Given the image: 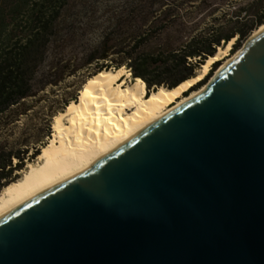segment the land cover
Instances as JSON below:
<instances>
[{
    "label": "water",
    "instance_id": "95a60500",
    "mask_svg": "<svg viewBox=\"0 0 264 264\" xmlns=\"http://www.w3.org/2000/svg\"><path fill=\"white\" fill-rule=\"evenodd\" d=\"M0 264H264V33L199 99L1 217Z\"/></svg>",
    "mask_w": 264,
    "mask_h": 264
},
{
    "label": "trees",
    "instance_id": "16d2710c",
    "mask_svg": "<svg viewBox=\"0 0 264 264\" xmlns=\"http://www.w3.org/2000/svg\"><path fill=\"white\" fill-rule=\"evenodd\" d=\"M177 1L125 0L122 6L114 8L110 27L100 35L98 49L86 55L83 68H92L90 77L109 71L114 65V71L127 68L135 82L144 84L145 97L160 89L173 90L195 78V72L206 60L215 57L219 48H226L235 40L232 48L235 52L264 26V0H251L245 6L241 5L242 0H236L227 10L214 3L208 7L211 2L202 0L199 1L202 10L213 8L211 25L185 35L176 30L172 3ZM11 9L8 17L4 15L6 8L0 9V117L13 106L35 97L30 78L46 56L55 59L49 73L57 72L58 77L65 73L58 63L66 57L67 46L79 35L67 22L74 18L85 20L95 13L92 6H72L70 0H17ZM59 84L56 81L45 86L52 88ZM28 155L27 150L14 153L0 147V192L16 182L15 173L23 171L26 163L40 153Z\"/></svg>",
    "mask_w": 264,
    "mask_h": 264
},
{
    "label": "bare ground",
    "instance_id": "6f19581e",
    "mask_svg": "<svg viewBox=\"0 0 264 264\" xmlns=\"http://www.w3.org/2000/svg\"><path fill=\"white\" fill-rule=\"evenodd\" d=\"M264 33L262 26L255 34ZM235 40L207 60L202 72L173 90L160 89L145 97L142 82H129L126 70L103 71L87 81L78 102H72L54 123V135L36 164L0 192V218L29 205L75 177L93 171L148 129L203 96L211 83L239 57L217 70L210 84L191 92L211 68L231 52ZM187 94V96H186Z\"/></svg>",
    "mask_w": 264,
    "mask_h": 264
},
{
    "label": "rangeland",
    "instance_id": "374dc122",
    "mask_svg": "<svg viewBox=\"0 0 264 264\" xmlns=\"http://www.w3.org/2000/svg\"><path fill=\"white\" fill-rule=\"evenodd\" d=\"M17 0H0V9L5 10L4 15L8 17L11 13L12 6ZM125 0H70L72 6L90 5L95 13L91 14L85 20L74 18L67 22L69 28L79 32L76 39L67 46V55L58 63L59 68L63 67L65 73L60 77L56 73H49L50 64L54 63L55 59L46 56L43 61L39 62L34 70V76L30 79L31 99L22 102L19 105L13 106L6 115L0 117V147L14 153H23L28 151L29 155L35 154L37 151L41 154L42 148L47 146L54 135L55 118L66 111L67 106L71 102H78L80 93L87 81L92 78L90 72L92 68H83L86 60V55L95 51L99 47L100 35L110 27L112 20V10L122 6ZM162 1V0H157ZM191 0H179L172 3V11L174 18L177 21L176 30L180 33L189 35L199 29H205L211 25L213 8L201 9L199 1L190 3ZM211 3L208 7L214 4L220 5L224 10H227L229 4L236 0H206ZM251 0H242V6L247 5ZM90 3V4H89ZM8 7H7V6ZM166 5V4H165ZM11 7V8H9ZM234 7V5H233ZM257 32V31H256ZM255 32V33H256ZM254 33V34H255ZM236 41L234 42V44ZM233 44V45H234ZM246 42L235 52L229 53L228 56L222 58L218 66L210 70L211 76H207V80L200 84L193 92L200 90L202 87L210 84L217 70L226 62L232 60L241 50L244 49ZM233 48V46H232ZM224 50L225 47L219 48ZM218 49V52H219ZM217 52V53H218ZM62 62V63H61ZM61 63V64H60ZM82 67L81 70H77ZM110 70H115L111 65ZM128 73L129 69L124 68ZM213 70V71H212ZM202 72V65L195 72L198 76ZM74 73H77L74 75ZM130 75V73H129ZM136 79L132 73L129 77V82L133 83ZM60 81L58 87H46L49 82ZM148 90V89H147ZM153 92V90H151ZM38 157L26 163V167L21 172H16L20 179L27 171L30 164H36ZM17 164V159H14L13 165ZM14 175V176H15Z\"/></svg>",
    "mask_w": 264,
    "mask_h": 264
}]
</instances>
